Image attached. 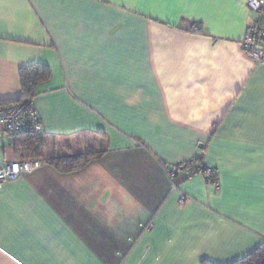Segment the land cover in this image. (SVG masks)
Instances as JSON below:
<instances>
[{"label": "crops", "instance_id": "crops-1", "mask_svg": "<svg viewBox=\"0 0 264 264\" xmlns=\"http://www.w3.org/2000/svg\"><path fill=\"white\" fill-rule=\"evenodd\" d=\"M259 20L246 0H0V101L21 95L22 68L51 69L34 97L44 164L0 191V264H231L258 249L264 64L241 42ZM97 133L106 152L82 168L46 160ZM198 158L219 188L188 177ZM15 160L0 139V164Z\"/></svg>", "mask_w": 264, "mask_h": 264}, {"label": "built area", "instance_id": "built-area-1", "mask_svg": "<svg viewBox=\"0 0 264 264\" xmlns=\"http://www.w3.org/2000/svg\"><path fill=\"white\" fill-rule=\"evenodd\" d=\"M246 3L253 12L260 14V20L247 27L241 45L251 58L264 64V0H246ZM0 127H2L0 139H7L13 144L23 133L42 135L45 132L42 118L33 99L12 106H0ZM43 164L44 161L39 158L1 163L0 191L7 182L16 181L25 174L39 169ZM166 171L171 180L177 174L176 169L173 168H167ZM187 173L189 177L201 175L205 177L208 185L220 187L218 171L204 163L191 161L187 165Z\"/></svg>", "mask_w": 264, "mask_h": 264}, {"label": "trees", "instance_id": "trees-1", "mask_svg": "<svg viewBox=\"0 0 264 264\" xmlns=\"http://www.w3.org/2000/svg\"><path fill=\"white\" fill-rule=\"evenodd\" d=\"M20 76L22 86L21 95L15 99L2 100L0 101V105L7 107L12 106L11 104L16 105L26 100H34L39 85L47 82L51 78V69L46 64H33L22 68ZM96 135L95 138L99 139V143L97 141V144L92 145V148L89 147L86 151H79L78 153L75 152L67 155L55 154L46 160L55 165L59 170L65 172H71L82 168L89 162L101 157L106 152V141L104 140L103 135L100 133H97ZM14 144L18 160L31 158H39L43 160L46 156L45 153L47 145L49 144V139L44 136V134L35 135L23 133L17 138ZM195 161L202 163L201 158L195 159ZM189 163L186 164V171ZM201 264L212 263L209 261H203ZM231 264H264V243L247 257Z\"/></svg>", "mask_w": 264, "mask_h": 264}, {"label": "rangeland", "instance_id": "rangeland-1", "mask_svg": "<svg viewBox=\"0 0 264 264\" xmlns=\"http://www.w3.org/2000/svg\"><path fill=\"white\" fill-rule=\"evenodd\" d=\"M97 141L99 143V139L98 138H89V137H87V138L82 140L83 144H76L77 146L75 147L74 151L75 152L77 151L76 153H78L79 151H81V152L82 151H86L87 149H89V147L92 148V145L97 144ZM58 147H60V145ZM64 150H65V147L62 146V148H58V150H55V154H57V155H65L66 153H64Z\"/></svg>", "mask_w": 264, "mask_h": 264}]
</instances>
